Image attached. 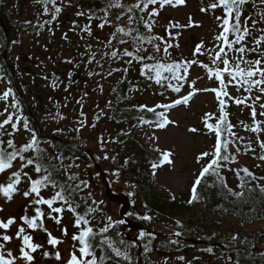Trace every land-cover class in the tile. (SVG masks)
<instances>
[{"label": "snow or ice", "instance_id": "obj_1", "mask_svg": "<svg viewBox=\"0 0 264 264\" xmlns=\"http://www.w3.org/2000/svg\"><path fill=\"white\" fill-rule=\"evenodd\" d=\"M35 3L42 5L43 15L51 17L50 20H45L43 24L39 25L41 28L45 24L58 20L65 7L73 6L71 0H35ZM184 4L185 0H136L131 4L125 3V0H108L107 4L100 9L103 15L97 16L92 13L91 9L87 13L84 10H77L75 15L77 17L86 16L88 23L84 24L81 30L88 36L93 34V21H96V27L101 30L105 27L113 29L105 43V47L110 48V51L101 53L102 56L110 55L111 58L119 56L121 59L127 57L129 58L126 61L128 64L136 61L140 64V75L157 85L170 88L174 92H180L187 83L191 84V91L171 104L156 105L154 108L147 105L140 106L141 110L146 109L148 112L155 113L157 128L163 129L174 123L164 111L157 112V108L170 109L180 104L187 105L198 92L215 94L219 108L218 114L205 113L202 118L204 127L214 135V144L210 151H203L197 157V162L206 160V163L193 183L192 195L188 203L191 204L198 200L197 186L206 176H214L229 194L240 198L243 197V190L247 185L257 179L264 180V176L258 178L247 167L229 169L234 171L239 180L237 187L241 191L237 192L229 187L226 178L221 175L220 170L225 167L226 163L235 164L237 162L236 155L229 151L230 145L236 153H239L241 149L236 141L244 139L233 131L234 125L228 119L229 113L226 108L227 101H233L237 106L243 105L250 110L252 124H244L243 121L240 123L246 130L257 134L256 142L264 152V139L260 138V134L264 133V120L257 119L258 115L264 117V0H211L209 4L200 8L202 13H207L209 10L215 12L218 9L222 12L221 15H215L219 31L214 38L216 43L213 48H206L204 42L201 41L195 46L192 53L193 57L207 56L215 68L199 59L167 62L166 58L170 56L169 49L179 46L168 42V37L172 33L166 29L165 36H146L141 34L140 28L136 26L142 25L151 33L155 25V18L159 16L161 9L165 6L175 7ZM248 5H251V8L256 11L255 18L248 14L246 7ZM113 9H118L120 12L113 16ZM137 11L146 14L148 18L145 19V15L137 17ZM125 17L126 20H124ZM26 23H30V21H26ZM73 23L75 26V22ZM192 26L191 17H189L187 25L169 22V27L172 29ZM64 38L67 39V34L64 35ZM113 41H116L120 46L130 45L133 50L116 48ZM159 42H163V47ZM145 44L152 45L153 51L150 52L148 48L144 47ZM88 50L87 63L91 64L95 61L98 66L102 67L96 60V53L91 52V45H88ZM161 52L164 55L157 59L156 54ZM67 62L71 63L72 61ZM193 65L203 68L208 79L214 78L218 82L217 86L196 88V81L188 80L189 68ZM124 71L127 72V69ZM96 74L99 75V73ZM111 74V72L108 73V75ZM88 75L91 76L93 73L89 72ZM172 81L176 82L175 85ZM230 86L237 92L243 90L248 95L233 96L229 91ZM9 97L15 100L11 88L0 94V101H8ZM225 97L227 100L224 99ZM17 107V103H6L3 110L0 111V200H3V204L0 205V214L5 212L4 205L11 204L16 196H22L26 203L23 206L22 215L0 216V264H35L36 256L34 254L45 247L44 243L35 242L37 231L45 233L46 244L54 249V252L51 253L46 250L42 251V256L45 259L54 258L59 264H121V261L132 264V257L128 249L122 250L117 246L125 245L126 242L123 239L115 241L108 235L111 229L124 224L125 220L122 218L113 220L111 216H108L102 227H96L92 223L94 217L89 218L92 213L97 211L96 208L86 207L83 214L78 211L80 204L75 200L76 194L80 190L81 184L85 187L88 186L87 182L83 180L76 183L79 177L70 171L73 167L78 168L79 165L74 162L65 165L63 153H49L46 148L41 147L38 137L35 131L29 127L28 121L18 112L10 111ZM81 115L84 114L81 113ZM60 119H64V117L60 116ZM143 122L151 123L150 121ZM80 123L81 126L84 125L83 121ZM21 126L25 132L29 133V139L17 145L14 137L21 132ZM92 127L95 125L93 124ZM79 130V128L76 129V131ZM189 131L195 133L199 130L190 128ZM244 149L245 152L255 151L251 147V142L245 144ZM157 151L161 154V161L153 163V169L161 167L162 164H174L172 152L160 149ZM256 158L264 162V154ZM104 159H108V157L105 156ZM116 175L119 174L116 173ZM58 176H63L65 179L61 181L57 179ZM256 187L261 193H264V184H256ZM252 190V188H248V191ZM45 192L50 194L45 196ZM90 195L91 193H89ZM29 209L32 210L31 215ZM65 213L72 214V227L76 229L70 235V241L73 243H71L67 258L62 255L58 247L65 243L66 238H69L68 227L63 224ZM141 219L150 221L152 218L144 215ZM47 221L52 222L54 230L60 233L59 237L53 235V232L49 230ZM174 235L180 236L181 233L176 232ZM145 237H148L149 240L144 245V252L150 253L154 249L149 245L155 236L153 233L145 231L138 234L140 240ZM172 243L175 244L177 241L173 240ZM131 246H135L134 243ZM204 251L212 252V248H206ZM177 259L182 261L185 258L179 256ZM163 264H168V260H164ZM236 264H239V261Z\"/></svg>", "mask_w": 264, "mask_h": 264}, {"label": "trees", "instance_id": "obj_2", "mask_svg": "<svg viewBox=\"0 0 264 264\" xmlns=\"http://www.w3.org/2000/svg\"><path fill=\"white\" fill-rule=\"evenodd\" d=\"M71 2L73 6L65 7L63 11L66 8H71L72 10H84L87 13L91 9L92 13L100 16L103 15L100 9L107 4L108 0H71ZM135 2L136 0H125L127 4ZM33 6L36 8L40 7L39 15H34L32 19H23V30H27L29 33H39L41 31H48V27L51 28L52 31L48 32L49 41L62 43L65 47H68L67 49L73 50L75 59L88 60V45H91V52L96 53V60L99 61L102 67L98 66L94 61L91 64L86 63V68L89 72L99 73L98 77L105 76V79L112 86V96L109 98L110 103L106 111L102 113L101 118H109L113 124L118 125V129L110 142L111 148L105 154L112 161L111 167L113 170L103 171L107 176L118 173L119 175H116L117 178H123L128 182L130 191L126 192V194L129 195V193H132L129 196L139 197L142 203L143 213L131 211L130 213L132 215L128 214V216L132 221L146 223L148 225L156 222L165 229L159 231L154 229H132L126 224L125 220L124 224L117 225L110 230L108 235L112 239L115 241L123 239L126 242L125 245L117 246L121 247L122 250L124 248L128 249L132 257V264H161V261L164 262L166 259L169 261L168 255L172 253L182 254L189 245L195 246L194 243L186 246L187 243L185 241H189L191 238L209 241L212 243L210 245L212 249L215 246L223 248L229 253L230 260L233 264H236L237 261H239V264H264V252L256 251L260 239L264 238V193L259 191L256 184H264V180L257 179V181H252L243 190V197L237 198L229 194L214 176H206L201 184L197 186L198 200L191 204L188 201L192 195L191 189L194 182L187 191L179 193L177 196H165L155 190L154 180L146 166L159 163L161 161V154L153 153L142 143L138 135V128L143 125L148 128H157L155 126L157 117L153 112L140 109L141 105H147L153 108V105L149 101L144 100L141 94L150 92L152 93L151 99L161 98L163 94H169V98H177L184 90L185 85L181 88L180 92H174L172 89L157 85L153 81L140 75V64L136 61L128 64L126 63L129 59L127 57L121 59L119 56L117 58H111L110 55L102 56L101 53L109 52L110 48H106L105 44H101L99 45L100 49H98L97 41L93 40L92 36H88L84 32L71 36L69 29L64 24L62 26L59 23V18L63 11L58 17V20L52 21L50 24H45L43 28L39 27L40 24H43L45 20H50L51 17L50 15L45 16L42 14V5L34 2ZM49 7L51 8L50 5ZM119 12L120 10L113 9L112 15L114 16ZM136 15L137 17L145 15V19L148 18L146 14L140 13L139 11L136 12ZM84 17L83 19V16H75L77 21L82 22V24L88 22L86 16ZM162 17L166 19L164 25L160 21ZM35 18H37L36 21H34ZM124 20H126V17ZM26 21H30V23H26ZM169 22L178 23L173 16H167L163 8L160 10L159 16L155 18V25L151 33L144 29L142 25L136 26L140 28L141 34L146 36H165L166 29L172 33L168 37V42L173 45L178 44L179 46H174L169 49L170 56L166 58L167 62L173 60H200L201 56L193 57L192 55L198 39L194 35H191L189 38L181 40L184 27L172 29L169 27ZM121 23L123 24L124 21L122 20ZM93 26H96V21L92 22ZM104 31L110 34L113 29L105 27ZM65 34H67V39L64 38ZM154 43H157V41H154ZM159 43L163 47V42ZM113 45L116 48H129V50H133L130 45L120 46L116 41H113ZM182 46H184L183 51L180 49ZM144 47L148 48L150 52L153 51L152 45L145 44ZM163 55V52L156 54L157 59H160ZM124 69H127V72ZM109 72L112 74L108 75ZM172 83L175 85L176 82L172 81ZM224 99L227 100L226 97ZM97 106L98 108H95V111L99 115L101 113V107L99 105ZM233 107L238 108L244 106H237L233 101H227L226 111L229 113L228 119L232 124L234 120L231 109ZM214 108L215 112L213 114H218L219 108L216 98ZM158 109H156L157 112H159ZM204 114H200L201 117L195 126L199 130L197 133H201L214 141V135L203 125L202 118ZM143 121H150L151 123ZM40 129H43L42 125H40ZM76 129L78 127H67L63 132H59V134L56 132L57 135L54 137L55 141L52 143V146H54L53 153H63L65 165L73 162L78 164L81 161L86 163L88 167H93L95 162L97 164L100 163L101 157L97 155L93 156L85 149L84 144L79 141V139H82L80 131H76ZM42 139H44V136L40 133L38 140L41 147H43ZM244 146H239L241 149L240 152L246 154ZM229 151L236 155L237 162L235 164L230 162L226 163L225 167L220 171L221 175L226 178L229 187L233 188L234 191H241L237 187L239 180L236 178L234 171H230L229 169L247 167L258 178L264 176V167H261L258 163L251 166L250 164L240 162V153H236L231 145ZM78 169L79 167H73L70 170L79 177L76 183L83 180L88 185L85 187L81 184L80 190L76 194L75 200L80 204L78 211L83 214L86 207L91 206L96 208L97 211L92 213L89 218L92 219L94 217L92 220L94 226L102 227L106 217H112V215L102 207L103 202L97 199V191L91 186L92 182L89 177H84L82 173L77 171ZM241 175H243L242 172ZM197 176L198 174H196V178ZM57 179L62 181L65 177L58 176ZM112 181H110V184H112ZM248 188H252L253 190L248 191ZM89 193H91L90 196ZM49 194L48 192L44 193L45 196ZM29 214H32V210H30ZM144 215H148L152 219L150 221L141 219ZM64 219L73 223L71 213H65ZM255 226L256 228H253ZM196 229L212 231V234L205 237L197 232ZM141 231L153 233L155 236V239L149 245L154 249L150 253L144 252V245L148 243L149 238L145 237L143 240L138 239V234ZM176 232H180L181 235H174ZM233 237H236V239H233ZM173 240L177 241V243L173 244ZM133 243L135 246H131ZM121 264H126V262L121 261Z\"/></svg>", "mask_w": 264, "mask_h": 264}, {"label": "rangeland", "instance_id": "obj_3", "mask_svg": "<svg viewBox=\"0 0 264 264\" xmlns=\"http://www.w3.org/2000/svg\"><path fill=\"white\" fill-rule=\"evenodd\" d=\"M185 1V5L178 6L176 8L165 6L164 11L166 15L173 16L175 21L180 25H187L189 23V17H191L193 26L184 27L181 40H185L191 35H194L198 39L197 44L203 41L206 48H213L214 43H216L214 38L219 31L215 15H221V10L218 9L215 12L209 10L207 13H202L200 8L209 4L211 0ZM34 2L35 0H23V19H32L34 15H39L40 7H34ZM246 7L248 14L255 18L256 11L251 9L250 5ZM77 10L78 9L72 10L71 8H66L59 18V23L62 26L64 24V26L69 29L71 36L82 33V26L88 23L85 22L82 24V22L77 21V18H75ZM84 18L85 17L83 16V19ZM36 20L37 18L34 19V21ZM160 21L164 25L166 23L165 17H162ZM73 22H75V26ZM47 29L48 31H41L34 34L24 32L20 42L16 45V47H14V53L12 55L19 57V54L22 53L23 49H26L29 52L32 51V54H36L37 50H39L41 60L47 68L49 70H57L61 73V75H63V72H68L65 68L66 66H70L72 64L76 66L74 74L77 78L80 77L79 71L83 69V78L73 88L76 92L71 97H69L66 92L68 90L67 86H69V88H71V86L64 83V78H66L65 76L60 77L57 83H49L48 81L47 85L43 86L42 91L52 93L53 98L57 94L61 97V99L59 100V105H55L53 108L50 107L49 109H44L39 103V113L42 117L41 125L44 131L50 132L53 135L63 132L67 127H78L80 129L79 131L82 139H79V141L84 144L85 149L93 156L97 155L101 158L100 163L97 164L95 162L93 167H88L86 163L79 161V169L77 171L82 173L84 177H89L92 182L91 186L97 191V199L103 202L102 207L106 211L110 212L113 220L123 219L120 214L122 205L111 202L107 197V187L105 185L104 178L107 180L109 179V184L111 183L110 181L113 180L110 186L113 191L119 194H126V192L130 191L128 182L123 178H117L116 174H110L107 176V174L103 171L113 170L110 158L104 159V157L106 152L111 148L110 142L118 129V125L113 124L112 120H109V118H101L102 113L106 111V108L110 103L109 98L112 96V86L108 80L105 79V76L98 77L99 75H97L96 72H92L93 75L91 76L88 75L89 72L86 68V59H75L73 50L67 49L68 47H65L62 43L54 41L50 42L48 32H51L52 29L49 27ZM92 33V39L97 41L98 49H100L99 45L105 44L109 39L108 32H105L104 29L101 30L96 26L92 27ZM180 49L183 51L184 46ZM200 60L204 63H209L210 67L215 68V65H211L207 56H201ZM67 61L72 62L68 63ZM198 77L199 79H197ZM84 79L85 82H82ZM188 80L190 82L196 81V88L200 89L205 87H216L218 83L214 78L211 80L208 79L205 70L198 65H193L189 68ZM53 84H56V86L53 87ZM189 91H191V84L187 83L185 84L184 90L177 96V98H169V94H163L161 98L151 99L152 93L150 92L141 94V97L144 100L149 101L154 108L156 105L171 104L174 100L180 99L183 95H187ZM229 91L233 96L243 97L248 95L247 93H244L243 90L237 92L231 86L229 87ZM42 95L44 99L47 100L45 93L42 92ZM97 105L101 107V113L99 115H97V112L95 111V108H98ZM214 107V93L198 92L190 99L187 105L180 104L170 109H158L159 112L164 111L168 115L169 119L174 121V123L169 124L163 129L152 127L148 128L144 125L138 128L140 140L150 151L155 154H160V152L157 151V149H160L161 151H170L173 154L172 159L174 164H162V166L157 169H153L151 165L146 166L154 180L155 190L158 193L165 196H177L179 193L187 191L191 184L195 181L196 174H199L202 166L206 163V160L197 162V157L203 151H210L214 141L205 137L201 133L190 132L189 129L196 128L195 126L201 117V113H214ZM58 113L59 115H57ZM81 113L84 115H81ZM231 113L234 120L233 131L237 133L238 136L244 138L242 141H236L237 145L242 147V145L251 142V147L255 150L253 153L248 151L246 154L239 152L240 162L250 164L251 166L258 163L261 167H264V162L259 161L256 158L257 156L264 154L256 142L257 134L246 130L243 124L240 123L243 121L244 124H252L250 110L245 107H233L231 109ZM60 116H63L64 119H60ZM97 117H99V119H97ZM257 119L264 120V117H260L258 115ZM81 121L84 122L83 126H81ZM93 124L95 127H92ZM58 129L60 131H57ZM260 138L264 139V133L260 134ZM47 147L49 148L48 145ZM253 155H255V157H253ZM130 199L131 211L143 213L142 203L140 202L139 197L130 196ZM25 203L26 201H24L22 196H16L11 204L4 205L5 212L0 214V216L22 215ZM2 204L3 200H0V205ZM30 210L31 209H29V212ZM63 224L68 227L69 238H66L65 243L59 245L58 247L62 255L67 258L71 243H73L70 241V235L75 232L76 229L72 227V222L70 223L66 219L63 220ZM126 224L129 226L127 222ZM143 224L148 228L157 231L165 230L164 227L156 222H153L150 225L146 223ZM47 227L53 232V235L58 237L60 236V233L54 230V225L51 221H47ZM253 228H256V226ZM196 231L205 237L212 234V231H202L199 229H196ZM35 242L45 244L44 249H41L34 254L36 256L35 264H59V262H57L54 258L45 259L41 254L42 251L45 250L50 253L54 252V249L50 245L46 244L45 233L37 231L35 233ZM203 242L204 241L195 242V246H192L189 244L194 242L191 239H189V241L186 240V246L189 245L187 249L184 250L182 254L172 253L171 255H168V264H233L230 260L229 253L223 248L215 246L212 249V252H207L204 251V249L211 247L205 245L208 241L205 240L206 243L204 244ZM256 251L264 252V238L260 239L259 244L256 247ZM179 256H183L185 259L182 261L178 260L177 257ZM161 264H163L162 261Z\"/></svg>", "mask_w": 264, "mask_h": 264}, {"label": "flooded vegetation", "instance_id": "obj_4", "mask_svg": "<svg viewBox=\"0 0 264 264\" xmlns=\"http://www.w3.org/2000/svg\"><path fill=\"white\" fill-rule=\"evenodd\" d=\"M22 2L23 0H0V77H3V79H0V94L11 88L15 96V100L9 97L8 101H0V111L3 110L6 103H17V109H10V111L18 112L19 115L25 118L37 137L41 133L44 136V139H42L43 147L49 153H53L52 143L55 141L54 137L57 134L53 135L40 129L42 117L39 113V103L44 109L53 108L55 105H59L61 97L56 94L53 98L52 93L42 91L43 86L47 85L48 81L49 83H57L60 77L65 76L64 83L71 86V88L67 86L68 90L66 92L71 97L76 92L73 88L83 78V69L79 71L80 77L77 78L74 74L76 66L72 64L66 66L65 69L68 72H63V75H61L59 71L47 68L41 60L39 50L36 54H32V51L29 52L23 49L19 57L12 55L14 47L20 42L23 33L28 32L23 30L24 9ZM70 73L71 77L69 76ZM82 82H85V79ZM42 92L45 93L47 100L44 99ZM14 139L17 145H20L29 139V133L25 132L21 126V132L17 133ZM123 219L125 220L126 217L123 216ZM202 241H204L203 244L206 243L205 240ZM211 244L208 241L205 245L210 246Z\"/></svg>", "mask_w": 264, "mask_h": 264}, {"label": "water", "instance_id": "obj_5", "mask_svg": "<svg viewBox=\"0 0 264 264\" xmlns=\"http://www.w3.org/2000/svg\"><path fill=\"white\" fill-rule=\"evenodd\" d=\"M104 182H105V185L107 187L106 188V190H107L106 194H107L108 199L113 203L121 204L122 208L120 210V214L122 216H125L131 209V199H130L129 195L119 194V193L113 191L110 184H109V181L106 178H104ZM128 223L132 229L144 228L143 224L136 222V221H132L131 219H128ZM191 240L194 243L195 242H201V240L199 241V240L194 239V238H192Z\"/></svg>", "mask_w": 264, "mask_h": 264}]
</instances>
